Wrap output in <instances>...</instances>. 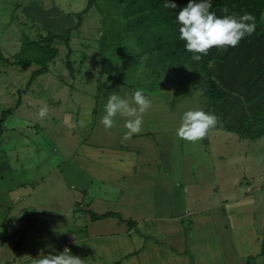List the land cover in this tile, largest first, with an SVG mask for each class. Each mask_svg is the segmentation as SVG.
Wrapping results in <instances>:
<instances>
[{"label":"crops","instance_id":"obj_1","mask_svg":"<svg viewBox=\"0 0 264 264\" xmlns=\"http://www.w3.org/2000/svg\"><path fill=\"white\" fill-rule=\"evenodd\" d=\"M236 2L241 9L246 0H212L217 4L212 11ZM175 3L176 9L168 8L173 18L187 0ZM24 8L40 23L53 12L60 18L73 13L58 6L56 0H27ZM252 37L253 42L264 44L263 37L253 33ZM237 47L236 53L234 47H212L204 56L212 59V78L227 77L228 85L218 82L226 88L221 91L231 96L218 103V123L208 131L212 136L207 133L202 138L203 143H217L223 127L238 124L264 97V71L258 73L264 57L259 56L241 80H233L244 60L254 59L250 53L246 56L242 42ZM109 92L130 98L134 91L108 85L96 92L95 113L79 141L61 155L57 165L34 173L22 170L24 166L19 164L13 168L17 158L0 159V264H33L37 256L65 249L84 264H244L251 255L243 242L255 231L243 238L238 216L243 205L240 180L234 183L238 190L233 194L229 188H217L212 195H202L199 190L205 179L200 170L204 168L199 166L196 175V145L179 138L175 131L186 109L210 112L203 91L179 98L145 94L152 100L151 107L143 114L141 131L128 137L125 118L117 117L111 129L100 123ZM253 96L254 103H248ZM15 152L23 158L28 151ZM205 198L207 202L196 205ZM246 198L252 205L255 199ZM212 205L213 211L204 208ZM222 205L227 206L225 213ZM88 212H113L123 220H133L136 226L128 227L115 217L92 220ZM212 214L221 222L234 218L232 227L228 231L219 228L214 239L210 236ZM261 242L262 238L260 245L257 239L253 248L260 246L261 250Z\"/></svg>","mask_w":264,"mask_h":264},{"label":"rangeland","instance_id":"obj_2","mask_svg":"<svg viewBox=\"0 0 264 264\" xmlns=\"http://www.w3.org/2000/svg\"><path fill=\"white\" fill-rule=\"evenodd\" d=\"M87 1L56 0L58 6L72 11V15L60 18L53 12L49 19H42L40 23L25 10L27 0H0V51L12 59L26 36L38 39L48 32L63 34L65 29L76 24L74 14L81 11ZM225 6L228 13H252L256 23L253 34L264 38V0H246L241 9L237 2ZM226 7H216L215 12L224 15L221 10ZM170 16L172 13L168 16L163 0H94L87 13L81 16V25L70 34L74 77L69 76L65 66L66 47L55 40L53 44L58 47V55L48 64V72L35 77L25 92L22 90L36 66H10L0 62V112L14 107L20 100L19 106L3 123L0 159L17 158L18 163L13 162V168L19 164L24 166L22 170L25 168L34 173L57 165L61 155L83 135V129L92 117L98 86L104 82L106 86L114 83L119 89L126 87L144 94H165L175 98L186 97L193 91H203L206 95L207 85L199 61H194L192 53L184 46L174 50L169 44L176 39L170 34L179 28L176 19L172 20ZM253 39L251 34L240 41L246 56L250 53L254 59H245L232 75L233 80H241L258 62L257 58L260 56L262 60L264 57V44L253 42ZM237 48L234 47L235 53ZM219 80L224 86L229 84L226 76ZM213 81L225 91L217 80L213 78ZM254 100L255 96L248 103L252 104ZM44 105H47V114L40 117L38 112ZM257 105L259 108L248 117L241 132L225 126L217 143H203L202 139L194 142L196 175L199 166L204 168L200 170L205 179L199 190L203 191L202 195H212L217 188L219 191L229 188L233 194L238 190L233 188L234 183L240 180L243 205L238 216L242 220L243 238L255 231L243 242L249 247V255L254 257L249 264H264V244L262 254H259L260 246L253 248L257 239L260 245L264 238V97ZM212 133H208L209 136ZM20 149H27V156L21 158L12 153ZM246 197L255 199L252 205L251 201L247 204ZM207 200H200L196 205ZM222 206L225 213L227 206ZM204 208L213 211L214 206ZM213 215L211 239L221 227L228 231L234 219L229 217L221 222ZM210 247L213 248V244Z\"/></svg>","mask_w":264,"mask_h":264},{"label":"clouds","instance_id":"obj_3","mask_svg":"<svg viewBox=\"0 0 264 264\" xmlns=\"http://www.w3.org/2000/svg\"><path fill=\"white\" fill-rule=\"evenodd\" d=\"M165 8L176 9L175 0H165ZM212 0H187L184 7L176 14L179 25V38L184 41L185 49L192 53V59L198 61L208 54L212 47H235L245 37L256 29L255 17L252 13H228V9L221 11L228 13L217 15L212 11ZM152 100L141 90H135L131 97L121 96L109 92L104 104V114L100 123L105 129H111L117 117L125 118L128 131L125 136H131L141 131L143 114L151 107ZM47 114V105L39 109L38 115ZM218 117L203 108H188L180 116L176 128V135L186 141L196 142L204 138L209 129L215 127ZM33 264H84L83 259L70 253L68 249L57 253L37 256Z\"/></svg>","mask_w":264,"mask_h":264},{"label":"trees","instance_id":"obj_4","mask_svg":"<svg viewBox=\"0 0 264 264\" xmlns=\"http://www.w3.org/2000/svg\"><path fill=\"white\" fill-rule=\"evenodd\" d=\"M94 0H88L86 6L79 12L75 13L76 16V24L67 28L63 34L58 33H52L48 32L44 36H40L38 39H29L27 36L24 37L23 41L20 44L18 52L13 56V58H8L2 54L0 51V62L6 65L10 66H20V67H26L30 65H35L36 68L32 70V72L29 75V78L26 82V85L22 92H25L33 79L39 75H42L44 73L48 72V64L55 59V57L58 55V47L55 46L53 43L54 41L61 42L67 49L66 53V60H65V66L68 70V74L70 77H74V69L72 66V61L70 60V54L72 52L71 47L69 45L70 41V34L71 31L78 28L81 23V16L89 10V8L92 6ZM119 2H123L124 0H116ZM165 2V0H163ZM217 6V4L212 3V9ZM165 8V7H164ZM211 9V10H212ZM166 12L169 14L171 11L168 8H165ZM170 18L173 20L174 18L170 16ZM174 24L177 26V24L174 22ZM178 28V26H177ZM179 29V28H178ZM175 29L171 35V37L176 36V39H173L169 44L173 46L174 50H178L180 47L184 46V41L179 38V30ZM149 51V49H146ZM201 68L203 70L204 76H205V82L207 85L206 89V97L208 99V110L216 115H218L219 107L218 103L226 98L231 96V94L221 91L214 83L209 66L212 62L211 58H205L204 56L201 57L200 60H198ZM264 71V66L260 67L258 69V73ZM111 86L118 90V87L116 84L112 83ZM106 87L105 82L102 83L100 86H98L97 91H101L103 88ZM18 98H20L18 96ZM20 104V100L18 99L17 103L12 108H7L4 110H1L0 112V136L4 131L3 123L6 120V117L9 116L15 108H17ZM259 107H256L251 113L244 116V118L238 122L237 125L231 126L233 131L241 132L243 130L244 125L247 124L248 117L252 115ZM92 113H95V109H93ZM90 214V217L92 220H99L107 217H115L118 218L120 222H124L128 227H135L136 222L133 220H123L119 214L113 213V212H106L103 214H95L93 212H88ZM263 244H264V238H262L261 242V250L259 254L263 253ZM254 258L253 256H248L246 259V262L244 264H249V261Z\"/></svg>","mask_w":264,"mask_h":264}]
</instances>
